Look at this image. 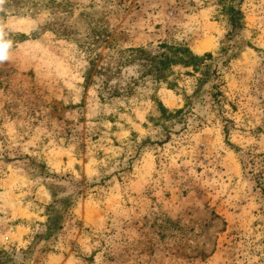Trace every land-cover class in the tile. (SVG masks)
Listing matches in <instances>:
<instances>
[{
	"label": "clouds",
	"instance_id": "9594fccd",
	"mask_svg": "<svg viewBox=\"0 0 264 264\" xmlns=\"http://www.w3.org/2000/svg\"><path fill=\"white\" fill-rule=\"evenodd\" d=\"M0 264H264V0H0Z\"/></svg>",
	"mask_w": 264,
	"mask_h": 264
}]
</instances>
